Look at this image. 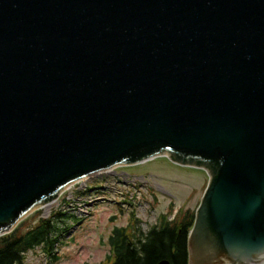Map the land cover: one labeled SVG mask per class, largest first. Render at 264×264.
<instances>
[{
	"label": "water",
	"instance_id": "95a60500",
	"mask_svg": "<svg viewBox=\"0 0 264 264\" xmlns=\"http://www.w3.org/2000/svg\"><path fill=\"white\" fill-rule=\"evenodd\" d=\"M161 156L208 173L188 264H264V0H0V236Z\"/></svg>",
	"mask_w": 264,
	"mask_h": 264
},
{
	"label": "rangeland",
	"instance_id": "374dc122",
	"mask_svg": "<svg viewBox=\"0 0 264 264\" xmlns=\"http://www.w3.org/2000/svg\"><path fill=\"white\" fill-rule=\"evenodd\" d=\"M207 181L204 169L178 165L166 156L94 173L33 211L48 217L60 208L75 218L58 248L57 261L50 262L35 248L25 254V263L99 264L110 251L107 239L115 226L127 225L133 214L147 230L162 213L173 216L180 209L194 210Z\"/></svg>",
	"mask_w": 264,
	"mask_h": 264
},
{
	"label": "trees",
	"instance_id": "16d2710c",
	"mask_svg": "<svg viewBox=\"0 0 264 264\" xmlns=\"http://www.w3.org/2000/svg\"><path fill=\"white\" fill-rule=\"evenodd\" d=\"M63 203L70 202L63 199ZM194 211L180 210L172 218L167 212L162 213L147 230L131 214L127 225L112 229L107 239L110 251L99 264H157L162 259L171 264H188L187 234ZM38 212L0 236V264H26L25 254L35 248H40L50 262L59 259L58 248L75 215L60 208L48 217H41Z\"/></svg>",
	"mask_w": 264,
	"mask_h": 264
},
{
	"label": "bare ground",
	"instance_id": "6f19581e",
	"mask_svg": "<svg viewBox=\"0 0 264 264\" xmlns=\"http://www.w3.org/2000/svg\"><path fill=\"white\" fill-rule=\"evenodd\" d=\"M45 206V205H44ZM44 206H42V207H44Z\"/></svg>",
	"mask_w": 264,
	"mask_h": 264
}]
</instances>
